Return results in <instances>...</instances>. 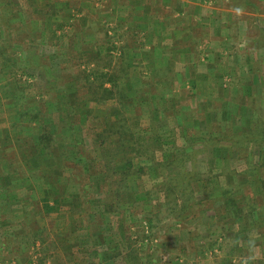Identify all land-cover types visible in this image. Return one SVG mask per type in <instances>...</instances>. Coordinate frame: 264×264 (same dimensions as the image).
Instances as JSON below:
<instances>
[{
  "label": "rangeland",
  "instance_id": "374dc122",
  "mask_svg": "<svg viewBox=\"0 0 264 264\" xmlns=\"http://www.w3.org/2000/svg\"><path fill=\"white\" fill-rule=\"evenodd\" d=\"M96 2L68 0L53 22L0 10V262L26 236L53 263L224 264L217 254L230 247L238 263L233 237L249 234L252 244L247 227L264 231V0H200L243 13L200 24L198 58H241L211 83L184 69L150 107L145 65L124 62L137 41L109 33ZM77 44L92 55L105 45L113 62L85 63ZM66 179L84 213L68 225L84 242L73 254L56 242L67 226L51 201ZM47 202L58 206L48 213ZM250 244L242 250L253 252Z\"/></svg>",
  "mask_w": 264,
  "mask_h": 264
},
{
  "label": "crops",
  "instance_id": "0c3cea01",
  "mask_svg": "<svg viewBox=\"0 0 264 264\" xmlns=\"http://www.w3.org/2000/svg\"><path fill=\"white\" fill-rule=\"evenodd\" d=\"M199 1L200 0H102L100 3L98 0L99 3L96 2V5L99 4L95 8L97 14L99 13L98 16L106 17L107 20H109V25L111 24V27L107 29L109 33L131 34V36L134 37L132 39L137 41L134 43L135 48L132 47V49L137 50V54L130 57L125 56L124 62L129 65H145V71H147L145 72V82L150 81V85L145 86V105L147 107H150V104L158 102L159 99L165 97V88L170 89L168 82L175 83L185 78L183 73L184 69L187 72H193L191 77L197 81L201 79L210 81L211 83L215 82L218 78H223L225 73L229 75V72L232 70L231 65L237 63L241 58L239 54H235L238 53V51L233 53L235 50L232 51L230 56L221 54L215 57H213V52H209V54L202 52L201 57L198 58V54L200 55V53L197 47L191 45L192 32H197L200 24H204L207 28L214 26V16L216 14L221 13L222 16L235 17L243 13L242 10L233 9L231 7H226L224 9L216 7L215 10H210L204 7V4ZM102 2L106 3V9H104L105 7H100V5H104ZM10 6L12 11H14L12 6H16L18 8L15 10L23 8L29 16L36 17L37 14L41 17L44 16V20L48 22H53L52 18L58 17L57 14H67L69 10L68 0H0V10H5V8H9ZM22 14L24 13L21 12V15ZM203 17L205 20H203ZM235 23H237V21L233 20L229 25H235ZM52 25L53 24H49L48 28L56 30L54 28L56 25H54V27ZM213 29H215V27H213ZM231 31L230 29L223 31L227 39L226 42L223 41L224 39L221 41L223 48L229 47L230 40L232 39ZM187 40L189 43H187ZM214 44H217V41H213L212 46ZM75 47L80 50L85 63L90 64L94 62L96 64H110L113 62L112 57L110 61H107L106 56H104L107 51L105 45L100 44L98 47L99 52H95L94 55L90 54L89 50H87L89 48L82 47V44L81 46L77 44ZM116 48L118 49L116 53H124L122 45H117ZM139 54H141V56H139ZM203 56H207L208 58H203ZM218 60L221 62H218ZM179 64L183 66L180 70L177 69ZM218 65L221 66L218 67ZM172 85L173 83H171V86ZM109 110L117 112L115 108H109ZM110 117L115 119L116 114L114 116H107V118ZM107 121L109 120L107 119ZM66 173L65 175L68 179V170ZM67 179L64 183L65 189H61L60 191L61 195L55 199H51V201L54 205L57 201L59 209L61 211L64 210L62 213H58V215L62 223L67 226L64 230V234L58 236L56 242L61 244L66 250H70V254H73V251L76 253L77 250L79 251V249H81V244L84 242L83 239H81L82 236L71 235L69 229L74 228L68 227V225L75 226L77 220L83 218L84 213L81 211L82 204L79 202L78 194L75 195V200L65 194L69 191L68 188L70 185L67 183ZM46 205L48 213L58 206L52 208L51 202H47ZM247 228L257 235L254 236L252 244H250V242L253 236H245L249 234L233 237L232 244L236 245L238 249L240 248L238 251L239 258H237L238 263L246 264L244 258L250 255L254 257L253 264H264V236H262L264 235V231L260 233L249 227ZM92 237L93 236H91V238ZM19 238V244L16 247L11 245L12 247L8 249L9 251L12 250L11 252H15V255L10 256L11 260L6 259V262H0V264H65V259H60L57 263L44 259L46 253L44 254L39 250V252L30 250L32 247L31 245H36V242L32 244L27 242L26 236H19ZM244 243H246L247 246L250 244L253 248H256L253 252L252 250H242L241 247ZM233 248L230 247L228 249L227 256H223L221 253L217 255L223 257L226 260V264H231L230 256L233 255L231 253ZM48 250H50V248H48L47 251ZM65 256L68 257L67 255ZM40 257L43 258L42 261L39 259Z\"/></svg>",
  "mask_w": 264,
  "mask_h": 264
},
{
  "label": "trees",
  "instance_id": "16d2710c",
  "mask_svg": "<svg viewBox=\"0 0 264 264\" xmlns=\"http://www.w3.org/2000/svg\"><path fill=\"white\" fill-rule=\"evenodd\" d=\"M130 163V162H129ZM50 205V204H49ZM52 206V205H51ZM52 208H54V206H52Z\"/></svg>",
  "mask_w": 264,
  "mask_h": 264
}]
</instances>
